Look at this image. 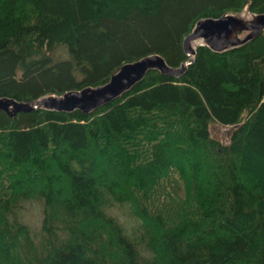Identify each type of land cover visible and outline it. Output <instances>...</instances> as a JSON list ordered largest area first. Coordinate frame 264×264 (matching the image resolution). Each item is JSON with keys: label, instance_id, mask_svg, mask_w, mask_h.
<instances>
[{"label": "trees", "instance_id": "obj_1", "mask_svg": "<svg viewBox=\"0 0 264 264\" xmlns=\"http://www.w3.org/2000/svg\"><path fill=\"white\" fill-rule=\"evenodd\" d=\"M245 10L264 0H0V98L99 86L151 54L180 67L199 20ZM0 264H264V33L197 45L181 76L150 70L89 114L0 111Z\"/></svg>", "mask_w": 264, "mask_h": 264}, {"label": "water", "instance_id": "obj_2", "mask_svg": "<svg viewBox=\"0 0 264 264\" xmlns=\"http://www.w3.org/2000/svg\"><path fill=\"white\" fill-rule=\"evenodd\" d=\"M248 13L252 18L245 17ZM262 33H264V13L252 14L244 11L237 14H224L219 18H203L184 39L188 59L180 67H171L160 54H151L136 61L124 63L113 73L107 83L99 86L70 90L63 95L50 94L28 103L2 97L0 111L11 117L21 112H32L38 109L68 113L81 110L89 114L131 90L146 77L150 70H158L164 75L181 76L194 61L197 46L192 47V43L199 42L198 45H206L215 52H224L246 44Z\"/></svg>", "mask_w": 264, "mask_h": 264}, {"label": "rangeland", "instance_id": "obj_3", "mask_svg": "<svg viewBox=\"0 0 264 264\" xmlns=\"http://www.w3.org/2000/svg\"><path fill=\"white\" fill-rule=\"evenodd\" d=\"M247 11V10H245ZM244 12V11H243ZM247 13V12H245ZM244 14V13H243ZM247 15H250L249 13ZM245 34V33H244ZM199 43L196 44V46ZM55 57L57 59H66L70 57L68 47L65 45L60 46L56 52ZM211 134L213 137L220 140L223 144H229L230 134L232 131V126H224L219 123H212L211 125ZM42 206L39 202L29 201L26 202L23 206L21 213L24 222L29 224L35 231H38L41 224L42 218ZM113 212L116 214L118 219L127 227L134 228L140 224L139 219L135 218L131 214V210L127 205H119L113 209Z\"/></svg>", "mask_w": 264, "mask_h": 264}, {"label": "bare ground", "instance_id": "obj_4", "mask_svg": "<svg viewBox=\"0 0 264 264\" xmlns=\"http://www.w3.org/2000/svg\"><path fill=\"white\" fill-rule=\"evenodd\" d=\"M245 17H247L248 19L252 18V17L249 16V15H248V16L245 15ZM197 43H199V42H197ZM197 43H192L191 46H192V47H195ZM194 56H195V55H194Z\"/></svg>", "mask_w": 264, "mask_h": 264}]
</instances>
